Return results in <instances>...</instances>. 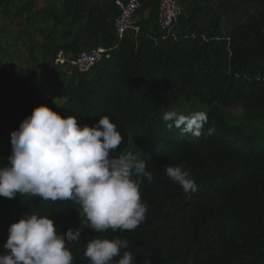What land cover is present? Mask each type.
Returning <instances> with one entry per match:
<instances>
[{"label":"trees","instance_id":"obj_1","mask_svg":"<svg viewBox=\"0 0 264 264\" xmlns=\"http://www.w3.org/2000/svg\"><path fill=\"white\" fill-rule=\"evenodd\" d=\"M7 1V13L17 0ZM117 0H26L27 16L21 34L30 58L39 57L55 86L54 97L16 95L10 107H0V167L11 153L10 134L33 109L46 104L61 115L73 116L80 125H94L108 116L123 140L115 155L139 154L153 180L142 178L141 199L148 206L146 219L131 231L111 229L95 233L80 223V206L72 201H45L17 193L0 197V251L9 226L24 214L49 216L64 233L79 227V243L68 244L72 264H91L85 257L87 242L96 237L129 241L126 251L137 264H264V1L257 16L244 19L248 8L231 10L226 31L215 14L182 9L172 31L158 23L159 0H141L137 11L140 32L119 38L115 20ZM185 3L187 0H180ZM223 9L225 7L223 6ZM227 13L226 9L224 11ZM39 23L47 26L40 35ZM98 46L111 57L88 72L69 60L80 51ZM62 51L68 61L57 64ZM72 70L65 80L62 68ZM66 74V73H65ZM195 99L210 109L202 135L167 127L163 114L177 98ZM242 103L251 113L250 133L229 124L217 105ZM214 128L208 135V129ZM191 170L198 190L184 192L165 172L169 165ZM116 259H119L117 257Z\"/></svg>","mask_w":264,"mask_h":264},{"label":"clouds","instance_id":"obj_2","mask_svg":"<svg viewBox=\"0 0 264 264\" xmlns=\"http://www.w3.org/2000/svg\"><path fill=\"white\" fill-rule=\"evenodd\" d=\"M169 129L191 134L192 142L208 121L205 111L163 114ZM214 128L208 129V135ZM123 137L108 116L89 126L80 125L46 104L36 106L10 134L11 153L0 167V197L16 194L45 201H72L80 206V223L95 233L111 229L134 230L146 219L148 206L141 199L142 178L153 180L141 155L114 153ZM166 175L184 192L198 186L183 164L167 166ZM79 227L61 233L49 216L24 214L8 228L0 264H72L68 244L79 243ZM129 241L119 237L92 238L84 250L91 264H137ZM119 257V259H116Z\"/></svg>","mask_w":264,"mask_h":264},{"label":"rangeland","instance_id":"obj_3","mask_svg":"<svg viewBox=\"0 0 264 264\" xmlns=\"http://www.w3.org/2000/svg\"><path fill=\"white\" fill-rule=\"evenodd\" d=\"M264 0H187L185 3L181 1V7L195 15L196 20H200L205 15L207 24H211L215 14L220 16V25L224 30L231 27V10L235 7L242 9L248 8V12L243 16L248 19L250 16H257L263 9ZM26 0H17L15 5L11 6L7 13L2 11L7 1H3L0 5V107H10L16 95L25 93L28 90L34 91V96L38 95L49 98L54 97L55 106H59L64 102L63 97L54 96L55 86L51 76L48 75L39 57L40 51L30 58V51L25 45V39L21 34L23 22L27 16L23 11L22 4ZM225 7L227 13H225ZM40 32L37 41H42L41 31L47 26L46 23H39ZM64 79L70 80L73 73L68 67L62 68ZM216 110L220 112L222 118L229 124L241 126L244 134L250 133L249 123L252 122V113L242 104L238 103L230 107H221L217 105ZM172 110H177L184 114L195 111H205L208 113L210 109L202 105L197 100H186L179 96ZM6 125V121L0 118V127ZM264 128V121L257 124Z\"/></svg>","mask_w":264,"mask_h":264},{"label":"built area","instance_id":"obj_4","mask_svg":"<svg viewBox=\"0 0 264 264\" xmlns=\"http://www.w3.org/2000/svg\"><path fill=\"white\" fill-rule=\"evenodd\" d=\"M119 8L118 16L115 20V30L119 38L126 33L138 34L140 25L138 24L137 11L141 6V0H117ZM182 14L180 0H159L158 23L162 30L172 31ZM111 57L110 49L98 46L80 51L72 56L69 62L80 72H88L97 64ZM68 57L62 51L58 52L55 58L57 64H65Z\"/></svg>","mask_w":264,"mask_h":264}]
</instances>
